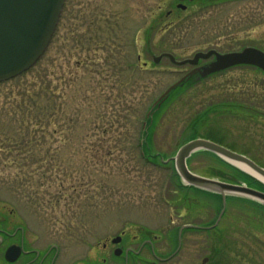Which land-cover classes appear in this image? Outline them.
<instances>
[{
	"label": "rangeland",
	"instance_id": "obj_1",
	"mask_svg": "<svg viewBox=\"0 0 264 264\" xmlns=\"http://www.w3.org/2000/svg\"><path fill=\"white\" fill-rule=\"evenodd\" d=\"M246 47L264 51V0H66L44 55L0 83L6 227L21 221L37 243L76 251L127 218L160 232L171 216L173 228L213 221L219 204L183 188L174 157L201 138L264 167V72L237 66L185 84L144 129L154 102L193 67L153 58L171 53L183 61ZM188 165L218 180V171H229L203 152ZM228 204L211 236L190 233L173 264H200L205 256L212 264H264L261 212Z\"/></svg>",
	"mask_w": 264,
	"mask_h": 264
},
{
	"label": "water",
	"instance_id": "obj_2",
	"mask_svg": "<svg viewBox=\"0 0 264 264\" xmlns=\"http://www.w3.org/2000/svg\"><path fill=\"white\" fill-rule=\"evenodd\" d=\"M66 0H0V83L13 79L33 67L44 55L52 41L60 21ZM183 10L186 6L179 5ZM214 59L204 65L201 60ZM169 58L176 65L190 64L195 68L169 87L155 102L153 108L161 103L178 87L190 79L200 80L229 68L241 65L254 66L264 72V51L247 47L242 51L220 53L216 50L197 52L193 58L179 61L171 53L154 57L159 63ZM152 113H149V117ZM198 151H208L240 168L264 184V168L249 157L236 153L217 143L197 138L185 143L174 157L176 170L187 186L220 194L223 208L211 228H215L222 219L229 196L248 198L264 204V192L245 184L222 182L203 177L192 172L188 159ZM6 259L13 262L15 247L6 251Z\"/></svg>",
	"mask_w": 264,
	"mask_h": 264
},
{
	"label": "flooded vegetation",
	"instance_id": "obj_3",
	"mask_svg": "<svg viewBox=\"0 0 264 264\" xmlns=\"http://www.w3.org/2000/svg\"><path fill=\"white\" fill-rule=\"evenodd\" d=\"M135 220L138 219L127 218L123 226L116 230L104 229L113 233H108L103 241L89 244L86 249L81 247L76 251H68L58 243H37L32 240L27 225L21 221L10 230L6 227L7 218L0 216V250L6 244L2 251L6 264H173L186 252L190 233L199 232L210 237L212 232V220L203 224L194 221L182 223L178 228H173L172 225L178 222L177 218L171 216L170 223L161 232ZM97 230L92 234L93 238L97 237L100 229L93 230ZM11 246L15 247L13 262L5 257ZM185 264L194 263L189 258ZM200 264H212L211 256L203 257Z\"/></svg>",
	"mask_w": 264,
	"mask_h": 264
},
{
	"label": "trees",
	"instance_id": "obj_4",
	"mask_svg": "<svg viewBox=\"0 0 264 264\" xmlns=\"http://www.w3.org/2000/svg\"><path fill=\"white\" fill-rule=\"evenodd\" d=\"M194 81L191 79L190 81L185 82V84H191ZM184 84V85H185ZM151 119H149L148 122H150ZM144 153L146 155L147 158H149L148 156V148L146 146L143 147ZM201 153V152H200ZM203 153H208L211 154L209 152H205L203 151ZM212 156H214L216 159H218L221 163H224V165L226 166V168L229 170L227 172H222V171H218V173H221L219 175V180L224 181V182H229V183H241L244 182L246 183L249 187H253L259 190L264 191V184L262 182H260L259 180H257L256 178H254L253 176L241 171L240 169L236 168L235 166L225 162L224 160L220 159L219 157L215 156L214 154H211ZM219 170V169H218ZM183 185V184H182ZM184 189H191L197 193H200L206 197H211L213 198V200L219 204V207H222V197L221 195L218 194H214V193H208V192H204L201 190H198L196 188L193 187H186L183 185ZM232 200H236L237 202H241L244 204H247L246 207H248V204L255 210V212L259 213L261 212L262 215H259L261 219H264V205H261L257 202L251 201V200H247L244 198H236V197H229L228 198V202L232 201ZM213 264H220L219 261L214 262Z\"/></svg>",
	"mask_w": 264,
	"mask_h": 264
}]
</instances>
